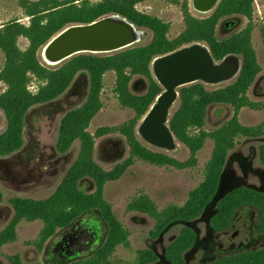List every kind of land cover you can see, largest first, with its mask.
Listing matches in <instances>:
<instances>
[{"label":"trees","instance_id":"obj_1","mask_svg":"<svg viewBox=\"0 0 264 264\" xmlns=\"http://www.w3.org/2000/svg\"><path fill=\"white\" fill-rule=\"evenodd\" d=\"M256 1L258 0H221L211 16L199 19L190 14L188 0H184L182 13L185 28L173 40L168 37V23L136 10L138 0H104L97 4H91L90 0L25 3L23 9L30 19L29 26L18 22L3 26L0 24V51L5 59L0 71V83L6 86V90L0 94V110L7 121L6 130L0 134V158L11 156L23 148L26 118L31 109L63 96L80 73L86 72L89 75L87 100L81 107L69 111L63 117L56 143L58 153L66 154L78 142L80 151L77 160L49 198L34 200L17 197L10 200L14 214L9 225L0 233V249L17 240V228L23 221L42 223L43 228L35 246L43 250L45 244L60 230L76 225L88 215H95L106 228L104 241L91 255L73 260L70 264H112L111 259L117 248H129L130 235L117 219L112 206L105 200V186L120 180L136 160L178 170L195 168L199 152L207 140H212L214 148L205 166L204 180L190 192L184 205H172L159 211L151 198L144 194L135 197L128 205L129 212L142 213L154 220L155 227L151 232L154 239L172 224L198 219L215 199L229 154L236 148L238 140L264 136L262 125L247 127L239 120L243 109L263 108L253 103L248 96L262 70L252 44ZM116 15L126 19L137 31H150L151 42L147 45H134L113 54H80L56 68L48 67L39 60L43 48L65 28L88 25ZM233 17L245 18L248 26L227 39L219 40L216 36L219 23ZM20 38L29 42L26 50H21L18 46ZM193 44L206 45L217 63L227 56H236L240 61V71L232 84L216 90H208L202 83L178 90V108L168 125L174 138L190 154L186 162H180L145 147L136 137V128L164 91L153 77V61ZM110 72L116 76L114 92L119 104L133 110L135 117L118 128L100 129L94 136L89 128L103 109L101 95L104 77ZM135 76L148 81V91L143 96H137L130 90V83ZM32 79L39 83L36 92L30 90ZM213 105L230 107L232 117L218 129L207 132L205 125L208 109ZM110 133H118L126 139L129 157L106 172L94 161L95 137ZM258 160L264 167V144L259 146ZM85 180L94 184L92 193L82 190L81 183ZM2 201L0 191V203ZM245 208L258 212L257 229L264 234V193L246 187L231 190L218 202L217 211L210 221L211 227L217 232L229 230L236 214ZM195 243L194 231L189 227L182 228L167 247L166 260L170 264H187L184 256ZM157 261L158 257L154 252L141 250L136 264H154ZM212 264H264V248L223 256Z\"/></svg>","mask_w":264,"mask_h":264},{"label":"rangeland","instance_id":"obj_2","mask_svg":"<svg viewBox=\"0 0 264 264\" xmlns=\"http://www.w3.org/2000/svg\"><path fill=\"white\" fill-rule=\"evenodd\" d=\"M41 1L44 0H0V24L3 26L18 22L29 26L30 19L26 17L23 5ZM50 1L62 3L65 0ZM102 1L104 0H90V3L97 4ZM138 1L137 11L157 17L170 25L169 39H176L182 33L185 28L182 13L184 0ZM188 7L190 14L199 19L211 16L216 9L215 7L208 13H199L193 8L192 0H188ZM252 23V44L262 70L249 90L248 96L253 103L263 108L243 109L239 120L247 127L260 125L264 127V0L254 3ZM247 26L248 21L242 17L225 19L219 23L216 36L219 40H224ZM141 33V40L135 46L147 45L151 42L150 31L144 30ZM28 45L29 42L25 38L18 39L21 50H26ZM39 60L48 66L41 53ZM4 62V55L0 51V71ZM151 70L154 79L161 86L152 67ZM236 78L221 84L198 83H202L208 90H216L232 84ZM115 81L116 76L113 72L107 73L104 77V89L101 95L103 109L93 119L89 128V132L94 136L100 129L118 128L135 117L133 110L123 108L119 104L114 92ZM38 85L39 83L32 79L30 90L36 92ZM148 86L145 78L135 76L130 83V90L137 96H143L147 93ZM5 90L6 86L0 83V94ZM88 93L89 75L82 72L63 96L46 105L34 107L28 113L23 148L11 156L0 158V191L3 195V201L0 203V233L13 218L11 199L49 198L77 160L80 151L78 142L66 154L58 153L56 143L63 117L69 111L81 107L86 102ZM177 108L178 99L170 110L169 119ZM231 117L230 107L213 105L208 109L205 130L211 132L218 129ZM141 121L136 128V137L145 147L171 156L180 162L189 159L188 149L176 139V145L168 149L155 142L163 139L164 133H143L140 128ZM6 125V117L0 110V134L6 130ZM262 144H264V136L258 139H239L236 148L229 154L217 195L204 213L194 221L170 225L157 239L151 236L155 227L154 220L142 213L129 212L128 205L135 197L142 194L151 198L159 211L172 205H184L190 192L204 180L205 166L211 158L214 143L212 140H207L197 156L198 164L195 168L178 170L136 160L120 180L108 183L104 190L105 200L112 206L117 219L130 235L129 248L122 246L117 248L111 259L112 264H136L138 252L141 250L154 252L158 257V261L154 264H170L165 258L166 249L184 227L191 228L196 234L194 247L184 256L187 264H212L223 256L263 249L264 234L257 229L258 212L254 209L245 208L239 211L231 228L225 232L215 231L210 224L211 218L217 211L218 202L231 190L246 187L264 193V167L258 160V150ZM128 157L129 146L122 135L110 133L95 137L94 161L104 171L113 170ZM81 187L85 193L94 191V184L90 180L83 181ZM42 228L43 225L39 221L21 222L17 228V240L0 249V264H70L73 260L91 255L104 241L106 235V228L98 216L88 215L76 225L60 230L45 244L43 250H39L35 243Z\"/></svg>","mask_w":264,"mask_h":264},{"label":"water","instance_id":"obj_3","mask_svg":"<svg viewBox=\"0 0 264 264\" xmlns=\"http://www.w3.org/2000/svg\"><path fill=\"white\" fill-rule=\"evenodd\" d=\"M220 2V0H197V9L205 12H210L213 10L217 4ZM106 18H117L118 20H121L124 22V28L127 29V27L132 28L134 31H136L137 35H141L142 33L140 31H137L136 28L127 22L126 19L116 15ZM105 19V18H103ZM103 19H100L96 22H99ZM93 22L88 25H74L69 26L65 28L63 31L58 33L56 36H54L48 44L43 48L45 50L51 42L60 34L65 32L67 29L71 27H86L91 26L92 24L96 23ZM102 32L98 34H102L103 38H107V40H110L113 35V31L110 28L102 27ZM116 36V35H115ZM101 37V36H100ZM115 40V39H114ZM200 45L202 44H193L190 46L183 47L173 53L161 56L156 58L152 65L155 63L156 60H162L158 68V75L157 80L160 84L163 82H167L168 89L171 91V93L176 95L174 103L179 99V92L178 90L182 87L195 84L198 82H201L200 75H208L212 74L215 71L216 67L218 65H221L227 58L234 57L238 59L236 56L230 55L227 56L222 62L217 63L212 58L211 53L207 47L205 49H200ZM134 46V45H133ZM131 43H118L117 41H103V40H90L86 39L85 42H81L75 45H72L71 47H63L60 50H57L58 45H52L49 49L50 55H51V62L53 64H63L66 61L72 59L73 57L80 55V54H95V55H104V54H113L125 49H128L130 47H133ZM42 50V51H43ZM52 50V52H51ZM239 60V59H238ZM48 65V64H47ZM59 65H48L50 67H56ZM240 71V69H239ZM239 74V72H238ZM205 80L203 79L202 82ZM164 94L162 92L155 100L154 104L157 102V100ZM154 104L151 106V108L154 106ZM150 108V110H151ZM150 110L148 113L144 116V118L141 121L142 124L146 125V130L148 132L153 133H164L168 132V134L174 138L173 134L171 133L169 129V118L167 119V114L165 115V110H161L160 112H157V114H153V116L150 113ZM175 139V138H174Z\"/></svg>","mask_w":264,"mask_h":264},{"label":"bare ground","instance_id":"obj_4","mask_svg":"<svg viewBox=\"0 0 264 264\" xmlns=\"http://www.w3.org/2000/svg\"><path fill=\"white\" fill-rule=\"evenodd\" d=\"M110 28L114 33V36L110 40L107 38H103L102 34L98 36L99 33L102 31V27ZM124 22L118 20L117 18H105L99 22L92 24L91 26L86 27H71L67 29L65 32L57 36L51 44L41 52L43 60L48 65H59L53 64L51 62V55L49 49L52 45H58L57 50L62 49L63 47H71L72 45L85 42L86 39L90 40H103V41H117L118 43H131V45H136L141 40V35H137L136 31L132 28H124ZM116 35V36H115ZM101 36V37H100ZM115 39V40H114ZM200 49H205L204 46L200 45ZM52 52V50H51ZM162 60H156L155 63L152 65L153 71L155 76L159 74L158 68ZM240 69V61L234 57L227 58L221 65H218L215 69L216 72L208 75H200L201 82L204 79V83L207 84H221L228 81L233 80L235 77L238 76V72ZM161 86L164 89V94L157 100L154 106L151 108L150 113L157 114L162 109L165 110V115L168 113L167 119L170 115V110L174 105V100L176 95L171 93L168 89L167 82H163ZM146 125L142 124L141 131L143 133H147ZM156 143L160 144L162 147H166L168 149H172L176 145V141L173 137H171L168 132H165V137L159 141H155Z\"/></svg>","mask_w":264,"mask_h":264},{"label":"flooded vegetation","instance_id":"obj_5","mask_svg":"<svg viewBox=\"0 0 264 264\" xmlns=\"http://www.w3.org/2000/svg\"><path fill=\"white\" fill-rule=\"evenodd\" d=\"M207 1V0H206ZM221 1V0H220ZM219 4V3H218ZM217 4V5H218ZM196 5H197V0H192V6H193V8H195L199 13H208V12H205V11H201V10H199V9H197V7H196ZM217 7V6H216Z\"/></svg>","mask_w":264,"mask_h":264}]
</instances>
